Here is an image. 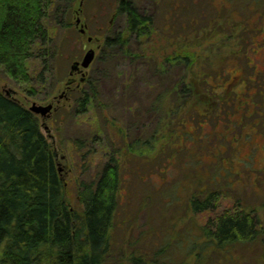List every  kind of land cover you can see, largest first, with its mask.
<instances>
[{
  "label": "rangeland",
  "instance_id": "rangeland-1",
  "mask_svg": "<svg viewBox=\"0 0 264 264\" xmlns=\"http://www.w3.org/2000/svg\"><path fill=\"white\" fill-rule=\"evenodd\" d=\"M54 1L52 11L59 5L60 13L46 22L54 47L49 68L38 52L29 63L31 83L0 68V93L27 109L53 105L37 116L77 212L82 185L95 183L112 158L119 163L116 260L135 254L152 262L164 249L161 261H183V247L202 241L203 226L216 215L195 213L192 199L213 191L218 212L255 210L263 234L264 0H133L153 18L155 32L128 36L130 55L104 46L105 36L125 30V17L116 16L120 0H78L72 11ZM91 50L90 67L72 74ZM89 80L99 96L85 112L75 100Z\"/></svg>",
  "mask_w": 264,
  "mask_h": 264
},
{
  "label": "trees",
  "instance_id": "trees-1",
  "mask_svg": "<svg viewBox=\"0 0 264 264\" xmlns=\"http://www.w3.org/2000/svg\"><path fill=\"white\" fill-rule=\"evenodd\" d=\"M60 1L69 11L78 2ZM54 2L0 0V68L19 84L31 83L29 63L36 52L43 68H49L54 47L46 22L52 16L57 21L60 13L59 5L52 11ZM116 16L125 17L126 27L105 36L107 53L130 55L128 36L143 38L155 32L153 18L141 13L133 0H120ZM57 23L65 25L63 19ZM98 96L95 82L89 80L75 103L86 112ZM122 191L120 165L112 158L95 183L82 185L83 209L74 210L66 197L57 151L38 116L0 93V264H209L216 254L222 255L223 264H231L228 259L233 257L245 264H264V233L255 210L239 205L218 212L214 191L205 199L196 195L192 199L195 213L216 215L203 226L202 241L196 238L183 247V261L175 263L171 255L166 263L161 261L164 249L152 262L135 254L117 261L112 230ZM240 248L255 253L256 260L238 254Z\"/></svg>",
  "mask_w": 264,
  "mask_h": 264
},
{
  "label": "water",
  "instance_id": "water-1",
  "mask_svg": "<svg viewBox=\"0 0 264 264\" xmlns=\"http://www.w3.org/2000/svg\"><path fill=\"white\" fill-rule=\"evenodd\" d=\"M80 23V20H78V24ZM82 33H85V30L83 29L81 31ZM95 59V51L91 50L89 51L86 56L84 57L82 63H75L72 67V74L75 71L80 70V68L82 67L83 69H87L90 67V65L93 63ZM53 109V105H49V106H40L37 104H34L29 110L31 112H33L36 115H42L43 117L47 116ZM61 170V169H60Z\"/></svg>",
  "mask_w": 264,
  "mask_h": 264
}]
</instances>
